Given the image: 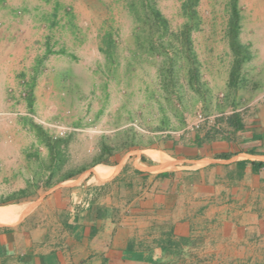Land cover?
I'll return each mask as SVG.
<instances>
[{
	"label": "rangeland",
	"instance_id": "1",
	"mask_svg": "<svg viewBox=\"0 0 264 264\" xmlns=\"http://www.w3.org/2000/svg\"><path fill=\"white\" fill-rule=\"evenodd\" d=\"M2 13L20 57L0 119L34 186L185 155L264 93V0H11Z\"/></svg>",
	"mask_w": 264,
	"mask_h": 264
},
{
	"label": "crops",
	"instance_id": "2",
	"mask_svg": "<svg viewBox=\"0 0 264 264\" xmlns=\"http://www.w3.org/2000/svg\"><path fill=\"white\" fill-rule=\"evenodd\" d=\"M10 2L0 111L17 96ZM2 120L0 264H264V93L239 128L185 155L122 156L52 187L33 185L25 143Z\"/></svg>",
	"mask_w": 264,
	"mask_h": 264
},
{
	"label": "built area",
	"instance_id": "3",
	"mask_svg": "<svg viewBox=\"0 0 264 264\" xmlns=\"http://www.w3.org/2000/svg\"><path fill=\"white\" fill-rule=\"evenodd\" d=\"M199 118H200V120H201V121H204V119L202 118V116H201V115L199 116Z\"/></svg>",
	"mask_w": 264,
	"mask_h": 264
},
{
	"label": "trees",
	"instance_id": "4",
	"mask_svg": "<svg viewBox=\"0 0 264 264\" xmlns=\"http://www.w3.org/2000/svg\"><path fill=\"white\" fill-rule=\"evenodd\" d=\"M232 124H233V123H232ZM234 127H235V128H237V126H236V125H234Z\"/></svg>",
	"mask_w": 264,
	"mask_h": 264
}]
</instances>
